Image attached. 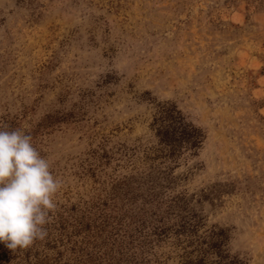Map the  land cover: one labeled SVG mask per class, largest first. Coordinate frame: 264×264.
I'll list each match as a JSON object with an SVG mask.
<instances>
[{
    "label": "rangeland",
    "instance_id": "1",
    "mask_svg": "<svg viewBox=\"0 0 264 264\" xmlns=\"http://www.w3.org/2000/svg\"><path fill=\"white\" fill-rule=\"evenodd\" d=\"M157 102L205 134L170 170ZM0 125L63 181L45 239L0 264H178L145 236L185 210L264 264V0H0Z\"/></svg>",
    "mask_w": 264,
    "mask_h": 264
},
{
    "label": "trees",
    "instance_id": "2",
    "mask_svg": "<svg viewBox=\"0 0 264 264\" xmlns=\"http://www.w3.org/2000/svg\"><path fill=\"white\" fill-rule=\"evenodd\" d=\"M150 120L156 156L166 164V170L180 159L196 154L205 139L201 127L185 119L174 102H157ZM185 211L174 213L173 221L168 220L169 214L161 215L159 224L146 233L145 245L168 244L178 264H246L245 257L229 250L225 227H207L195 211Z\"/></svg>",
    "mask_w": 264,
    "mask_h": 264
},
{
    "label": "clouds",
    "instance_id": "3",
    "mask_svg": "<svg viewBox=\"0 0 264 264\" xmlns=\"http://www.w3.org/2000/svg\"><path fill=\"white\" fill-rule=\"evenodd\" d=\"M62 185L30 134L0 125V242L15 251L45 239Z\"/></svg>",
    "mask_w": 264,
    "mask_h": 264
}]
</instances>
